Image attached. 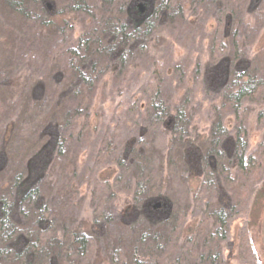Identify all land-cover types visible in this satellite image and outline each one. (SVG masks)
Segmentation results:
<instances>
[{
    "label": "trees",
    "instance_id": "trees-1",
    "mask_svg": "<svg viewBox=\"0 0 264 264\" xmlns=\"http://www.w3.org/2000/svg\"><path fill=\"white\" fill-rule=\"evenodd\" d=\"M204 1L208 10L220 12L224 0ZM261 2L240 1L237 9L222 16L226 24L215 50L219 58L206 81L209 90L221 93L222 104L216 108L218 120L200 144L188 139L191 95L171 109L156 76L148 85L153 91L143 100L121 93V111L136 110L140 118L134 127L137 135L116 157L119 180L134 189L133 203L121 214L102 209L84 228L75 225L71 211L79 200V160L69 155L72 124L86 118L90 101L85 100L95 96L101 71H123L147 58L164 22L178 17L188 21V0H0L13 20L25 17L27 26L36 19L30 6L42 10L38 22L42 30H54L56 38L64 22L73 24L66 16L85 18L83 33L73 45L62 43L56 49L54 59L59 62L47 78L33 83L26 98L20 92L15 100L18 118L0 133V264H171L168 259L183 264L184 254L185 264L223 263L230 217L234 209L249 207L248 183L264 163V138L249 151L242 109L243 100L256 95L264 80L241 51L240 29L235 27L240 9L254 12ZM227 46L234 51L230 56ZM4 58L0 52V82L6 84ZM50 83L56 87L54 96L48 91ZM227 106L238 121L232 130L224 121ZM166 127L172 135L168 143L161 134ZM191 190L201 217L186 224ZM263 202L264 186L253 197L243 226L247 234L258 222L253 210ZM255 253L251 262L264 264Z\"/></svg>",
    "mask_w": 264,
    "mask_h": 264
},
{
    "label": "rangeland",
    "instance_id": "rangeland-1",
    "mask_svg": "<svg viewBox=\"0 0 264 264\" xmlns=\"http://www.w3.org/2000/svg\"><path fill=\"white\" fill-rule=\"evenodd\" d=\"M238 1L224 0L218 12L217 9L208 10L204 0H188L185 4V16L188 21L182 22L178 17L164 22L149 44L147 58L135 60L123 71L114 70L116 72L111 74L101 71L95 96L89 95L85 100L90 101L89 110L85 112L86 118L73 123L71 129L74 144L69 155H77L79 160L75 185L78 188L76 192L79 193V200L71 210L76 226L81 224L86 228L85 225H90L97 217V212L102 209L108 208L115 214H121L132 206L134 189L125 180H119L120 169L116 157L124 150L125 142L137 135L138 130L134 127L140 118L136 110L128 113L121 111L122 92L128 94L133 101L143 100L145 94L148 96L153 91L148 85L151 78L156 76L160 81V91L171 109L186 95H191L188 139L195 144L207 139L218 120L216 108L222 104L221 93L207 87V71L219 58L215 56V50L225 31L226 23L222 16L237 9L240 1L247 0H240L236 4ZM35 7L30 6V9L36 19L27 26L25 17L19 18L18 21L13 20V15L2 8L0 3V52L5 57L4 76L9 81L6 84L0 82V133L18 118L20 108L15 102L18 95L24 92L26 98L33 83L39 79L45 80L48 70L59 62L54 59L56 49L62 43L67 47L73 45L83 33L85 18L66 16L73 24L66 26L64 22L63 29L57 30L59 32L56 33V38L54 30H42L38 22L42 10ZM256 10L250 12L245 7L240 9L236 26H233L240 29L241 51L252 59L255 71L260 73L264 80V0ZM65 12L67 13V10ZM9 27L23 33L14 34ZM231 28L232 23L229 30ZM226 49V55L233 54L234 51L231 52L229 46ZM51 85L52 83L48 85V91L54 96L56 87ZM2 104L4 108L1 107ZM84 109L87 110V105ZM242 109L251 152L258 148L264 138V86L256 95L243 100ZM223 115L231 130L237 127L238 121L230 106L224 109ZM167 127L161 134L167 138L168 143L172 135ZM111 131H115V136ZM157 131H154V135ZM158 144L161 143L158 141ZM100 147L102 149H99ZM253 173V180L248 183L249 191L246 190L249 207L240 206L234 209L230 217L229 234L222 243V264H253L251 261L255 251L256 257L264 263V202L263 207L260 203V206L253 210L258 213V222L253 223L250 234L243 230L253 197L264 186V163ZM166 185L170 187L169 179ZM190 197L191 200L186 202V206H190L187 209L186 224L194 223L201 217L200 210L193 204L194 190H191ZM188 234L189 232L182 235L184 240ZM250 241L254 251L251 250ZM186 257V254L180 256L181 263L185 264ZM168 262L175 264L176 260L168 259Z\"/></svg>",
    "mask_w": 264,
    "mask_h": 264
}]
</instances>
